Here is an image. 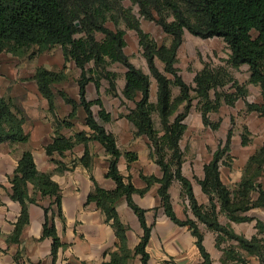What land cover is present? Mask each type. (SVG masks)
Masks as SVG:
<instances>
[{
  "label": "trees",
  "instance_id": "obj_1",
  "mask_svg": "<svg viewBox=\"0 0 264 264\" xmlns=\"http://www.w3.org/2000/svg\"><path fill=\"white\" fill-rule=\"evenodd\" d=\"M121 1L0 0V53L8 52L20 56L32 46H36V52L39 54L54 46H60L64 61H72L80 70L75 79L78 100L62 89L56 92L65 104L71 106V110L61 121L57 118L54 120V135L45 146V152L49 156H63L65 151L73 149L76 145L88 146L89 142L94 141L109 155L105 177L113 180L115 187L111 190L103 189L91 178L93 188L86 200V203L94 202L103 211L114 230V249L107 250L105 254L109 259L102 264H131L137 256L141 264H148L149 254L146 247L152 225L146 223L145 210L133 203L131 195L144 194L153 183L159 184L157 194L164 214L176 225L186 227L190 231L195 238L203 264L212 263L203 246V232L198 223L216 233L215 247L222 251V264H245L250 256L255 257L259 264H264V221L256 220V233L250 238L236 234L229 224L223 225L218 221L220 214L232 222L251 221L253 218L245 213L253 208H264V188L261 183L264 177V139L261 146L248 157L240 180L232 186H227L220 178V167L231 166L233 132L230 128L227 130L225 139L219 142L212 152L211 159L204 164L203 177L198 180L202 192L208 196L207 204L197 202L191 181L182 174L184 153L179 146L185 130L182 121L193 98H198L202 104L200 111L203 122L216 130L218 123L209 122L205 114L215 111L222 101L232 105L237 97L245 96L247 85H253L259 89L260 101L246 102V111L264 116V0H129L136 5L141 18L155 22L162 32L170 37L167 44L159 45L139 28L137 18L131 10L122 7ZM120 18L137 34L142 56L156 81L155 103L149 100V75L131 63L124 53V31L105 26L108 19L117 24ZM185 32L202 39L221 38L229 50L225 61L228 68L237 70L242 65L248 66L249 76L244 85L240 86L234 81L237 94H225L217 90L232 80L225 67L205 64L195 74L193 86L183 81L175 64ZM156 60L162 64L163 71L156 66ZM90 63L93 66L87 68ZM111 63L124 67L121 95L123 99L134 104L124 117L134 127L135 137H147L149 155L161 171L160 177L141 175L146 183L143 189L135 188L129 176L124 178L120 174L117 163L121 151L117 147L116 137L99 124L91 106L95 104L99 107L97 116L103 122H109L110 115L104 110L99 98L88 100L86 97L87 84L92 82L98 92L101 78L107 80L108 91L116 95V73L106 70V66ZM165 74H169L173 79ZM32 79L39 93L46 99L49 112L53 114L56 110V96L52 86L63 80L62 74L39 67ZM172 86L179 89L175 96ZM211 91L214 93L213 99ZM179 106H182L180 112ZM79 108L85 114L84 123L89 132L79 131L66 137L60 133V129L72 127L71 119L76 117ZM153 113L158 116L159 129L155 127ZM24 121L21 107L16 105L13 99L0 95V144L26 143L29 133L23 129ZM247 133L244 128L240 134L242 145L249 142ZM124 155L129 163L136 159L134 152H126ZM88 157V150L85 148L80 162L87 167ZM63 169L67 167H57L58 171ZM173 181L179 182L181 195L187 198L194 219L186 217L181 220L176 217L169 195V187ZM8 182L11 184L10 199L20 205L19 216L8 241H19L23 228L28 223L27 203H36L37 196L48 197L50 203L43 207L41 238L50 239V254L54 261L59 247L62 246L54 223L55 212L58 216L61 215V190L58 184L51 179L49 173L37 170L29 150L21 153ZM28 184L33 186L32 194L28 192ZM122 197H125L142 229L139 241L132 250L127 248L126 227L121 223L115 209V203Z\"/></svg>",
  "mask_w": 264,
  "mask_h": 264
},
{
  "label": "crops",
  "instance_id": "obj_2",
  "mask_svg": "<svg viewBox=\"0 0 264 264\" xmlns=\"http://www.w3.org/2000/svg\"><path fill=\"white\" fill-rule=\"evenodd\" d=\"M33 83L34 86L23 88L19 92L15 90V93H11L8 96L23 110L25 116L23 129L29 133V139L26 143L0 144V264H16V262L19 264H102L109 259L108 255L105 254L107 250L114 249V230L111 226V221L106 220L103 211L94 202L86 203V200L93 188L91 178L103 189L111 190L115 187L113 180L105 177L109 155L94 141L91 142L97 143L99 146H90L91 142H89L88 146H83L82 144L74 146L73 149L65 151L63 156L57 154L47 155L45 146L51 141V137L54 134L52 127L53 117L48 110L46 99L39 93L36 83L34 81ZM63 90L68 92L65 88ZM86 91L87 94L92 92L89 88ZM77 93L78 87L75 82V89L68 92V95L77 100ZM22 97L28 99L34 97L37 100L35 105L41 108V111L31 119L26 111L29 104H24L21 101ZM63 104L65 105V103ZM68 110L70 111L71 109L68 108ZM78 114L79 111H77ZM84 117H82L83 125L80 128L76 129L73 126L70 127L71 130L69 132L66 133L60 130V133L68 137L79 131L89 132L84 123ZM72 124L75 125V122H72ZM32 126L35 127L31 128ZM104 127L107 129L106 126ZM133 132L134 127L132 126L126 146H119L117 143V147L121 151L117 167L124 178L130 177L135 188L143 189L146 187V183L141 178V175L160 177L161 171L149 155L150 147L147 137H135ZM6 144L22 146H3ZM258 147L260 146H256L254 151ZM85 148L88 150L89 167L80 162ZM26 150L32 153L37 170L49 173L51 179L58 184L61 190V215L58 216L57 212H55L54 223L62 246L59 247L57 258L54 261L50 254V239L41 238L44 221L43 207L49 205L50 200L48 197L41 198L37 196L36 203H27L28 223L23 228L18 242L8 241L20 212L19 203L9 197L11 184L8 182V177L13 174L18 158ZM254 151L243 162L238 177L228 173L226 180H223L220 168V178L225 185L232 186L240 180L242 168ZM126 152L136 153V159L130 163L127 162L124 155ZM61 165H65L67 169L58 171L57 167ZM202 177L203 167L199 179ZM261 183L264 188V177L261 179ZM158 187V183H153L144 194L133 193L131 195L133 203L145 210L146 223L152 225L146 247V251L149 254L147 263L203 264V259L195 245V238L190 231L186 227L176 225L164 214L157 194ZM173 190H175L174 181L169 187L171 205L176 217L182 219L179 214L181 208L177 199L178 195ZM192 190L194 196L196 193L202 195V200H197L198 198L195 196L199 204H207L209 202L208 196L202 192L199 184L197 188L192 186ZM32 191L33 186L28 184L29 194H32ZM115 209L121 223L126 227L127 248L132 250L142 234L138 219L128 206L125 197L120 198L115 203ZM245 214L253 219L245 222H232L220 214L218 221L223 225L229 224L236 234L250 238L256 233V220L264 221V208H253ZM200 225L203 227V246L210 255L211 263L212 258L215 256L218 264H222V251L215 247L216 233L207 229L204 224ZM131 264H141L139 257H135ZM226 264L242 263L228 262ZM245 264L259 263L255 257L250 256Z\"/></svg>",
  "mask_w": 264,
  "mask_h": 264
},
{
  "label": "rangeland",
  "instance_id": "obj_3",
  "mask_svg": "<svg viewBox=\"0 0 264 264\" xmlns=\"http://www.w3.org/2000/svg\"><path fill=\"white\" fill-rule=\"evenodd\" d=\"M121 4L124 9L131 10L132 14L139 22V28L143 32L149 34L150 38H152L156 44H167L169 42L170 37L163 33L161 28L155 22L145 20L139 16L136 5L132 4L129 0H122ZM105 26L110 29H121L124 31V39L126 43L123 49L124 53L129 57L131 63L149 75V100L150 102L155 103L156 81L151 75L146 61L142 56L136 32L128 28L121 18L118 20L117 24H115L112 19H108L105 22ZM36 50L37 47L32 46L20 56L12 55L8 52L0 53V94L3 97L8 98L11 93L13 94L16 91H22L23 88L34 86L32 76L39 67L46 68L56 73H61L63 80L54 83L52 86L53 92L56 96L54 100L56 110L53 114L51 113V116L53 117L52 123H54V120L56 121V118L61 121L70 112L68 108L71 109V106L67 104L64 105L61 97L56 94V92L59 89L63 90V88L68 92L73 91V89H75V79L79 76L80 70L72 61H64L60 46H54L53 48L39 54ZM228 54L229 50L221 38L211 37L202 39L185 32L183 35V41L177 51V62L175 66L177 67L178 75H180L183 81L189 86L194 85L193 79L195 74L202 69L205 64L212 67H225L229 71L232 80L217 90L225 94H237L234 81L240 86L244 85L249 76L248 66L242 65L237 70L228 68L225 62ZM92 66L93 65L90 63L87 65V68ZM156 66L159 70L163 71L162 64L157 60ZM106 70L116 73V95H113L108 91L109 86L107 80L101 78L98 92L92 82L87 84L88 87L86 86V89L89 88L92 92H88L87 94L86 91V97L88 100H94L96 98L101 100L104 110L110 115V121L105 123L99 119L97 116L99 107L95 104L91 106L94 116L100 125L106 126V130L116 136L119 146H126L132 125L124 115L133 108L134 104L132 101L123 99L121 95V90L124 85L123 75L125 69L118 63H111L106 66ZM165 75L168 78L173 79L169 74ZM246 89L247 93L245 96L237 97L232 105L226 104L222 101L215 111H210L205 114V117L209 122L218 123V128L216 130L212 129L209 124L207 125L203 122V116L200 111L202 104L199 103V99L193 98L191 100L189 111L182 121L185 125V130L180 139L179 146L184 153V161L181 167L182 173L191 181L192 186L195 188L198 186V180L201 177L203 165L209 160L211 151H214L219 142L225 139L226 132L229 128L232 129L233 132L230 149L231 166L220 167L223 180H226V175H229L228 173H231L232 176L238 177L243 162L247 156L254 151L256 146H261V141L264 139V116H260L256 112H247L245 108L246 102L257 103L260 101L259 89L253 85H247ZM68 92L66 93L68 94ZM178 92V87L172 86L173 95H177ZM191 94L194 93L191 92ZM210 95L213 99V91L210 92ZM21 99L20 100L24 104H29L26 111L30 116V119L41 111V108L35 105L37 100L34 97L31 99L22 97ZM181 109L182 106H179V112ZM78 111L79 114L76 115L74 119H71L72 122H75V125L72 124V127L75 126L76 129L83 125L82 117L85 116L82 109L79 108ZM153 120L155 127L159 129V119L156 113H153ZM34 127L35 126H32L31 128ZM244 128H246L248 132L247 137L249 142L247 145H242L240 141V134L243 132ZM60 130L67 133L71 128L61 127ZM3 146L22 145L6 144ZM90 146L99 145L91 142ZM174 183L175 190H173V192H176L178 195L177 199L181 208L179 213L182 218L181 220H184L186 217L194 219V216L189 209L187 198L181 195V187L179 183L177 181H174ZM195 196L198 198L197 200H202L203 198L201 197L202 195L197 193ZM200 224L201 223H198V227L200 226L199 229L202 231L203 227ZM212 263L218 264L215 256L212 258Z\"/></svg>",
  "mask_w": 264,
  "mask_h": 264
}]
</instances>
